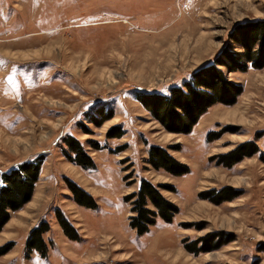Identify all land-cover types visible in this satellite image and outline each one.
Wrapping results in <instances>:
<instances>
[{
  "label": "rangeland",
  "instance_id": "obj_1",
  "mask_svg": "<svg viewBox=\"0 0 264 264\" xmlns=\"http://www.w3.org/2000/svg\"><path fill=\"white\" fill-rule=\"evenodd\" d=\"M256 20L264 0H0V187L4 173L40 162L30 200L0 232V264H264V68H220L242 93L188 133L136 99L181 86ZM68 137L92 166L74 163ZM245 143L257 153L226 166ZM152 147L185 172L154 168ZM142 181L177 212L138 235L126 198ZM70 183L95 206L78 204ZM221 190L223 201L213 197ZM41 224L44 256L27 248Z\"/></svg>",
  "mask_w": 264,
  "mask_h": 264
},
{
  "label": "trees",
  "instance_id": "obj_2",
  "mask_svg": "<svg viewBox=\"0 0 264 264\" xmlns=\"http://www.w3.org/2000/svg\"><path fill=\"white\" fill-rule=\"evenodd\" d=\"M227 48L218 53L209 64L191 74L189 80L181 86L170 87L167 94L162 93H137L136 99L166 128L177 133H188L192 126L205 111L216 103L232 104L242 93V88L228 81L227 73L245 72L251 69L264 68V20H256L239 24L228 36ZM236 48L239 52H234ZM102 122L106 120L102 118ZM117 130V129H116ZM115 136H121L116 133ZM68 149L76 155L74 163L88 168L92 166L90 157L86 156L79 141L73 137L65 139ZM257 153L253 143H245L222 157L226 166H231L244 156ZM264 160V152L261 157ZM148 162L156 169L180 175L185 172V167L175 161L165 150L152 147L149 151ZM40 162L24 163L17 170H12L2 175L3 185L0 187V232L9 221L10 213L16 212L26 204L32 195L34 184L38 177ZM70 190L76 197L78 204L94 207L93 199L74 184H69ZM225 190L213 192V197L223 201ZM133 200L131 211L135 216L130 219V227L138 235L148 232L149 227L160 217L170 222L177 208L170 203L152 184L142 181L138 192L126 198ZM151 204L156 211L147 208ZM60 225L71 239H76L73 229L57 214ZM47 231L44 224L35 228L27 241V248L37 250L44 256L45 245L41 235ZM212 237V236H210ZM209 237V238H210ZM219 240V239H216ZM204 241V239L202 240ZM202 248L200 249V251ZM8 247L0 248V256L7 253Z\"/></svg>",
  "mask_w": 264,
  "mask_h": 264
}]
</instances>
